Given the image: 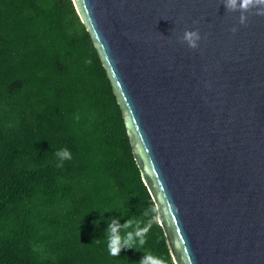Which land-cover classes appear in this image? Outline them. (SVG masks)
<instances>
[{"label":"water","instance_id":"95a60500","mask_svg":"<svg viewBox=\"0 0 264 264\" xmlns=\"http://www.w3.org/2000/svg\"><path fill=\"white\" fill-rule=\"evenodd\" d=\"M72 3L174 264H264V16L241 24L224 0Z\"/></svg>","mask_w":264,"mask_h":264},{"label":"trees","instance_id":"16d2710c","mask_svg":"<svg viewBox=\"0 0 264 264\" xmlns=\"http://www.w3.org/2000/svg\"><path fill=\"white\" fill-rule=\"evenodd\" d=\"M153 207L72 0H0V264H174L157 220L141 250L108 251L112 220Z\"/></svg>","mask_w":264,"mask_h":264},{"label":"clouds","instance_id":"9594fccd","mask_svg":"<svg viewBox=\"0 0 264 264\" xmlns=\"http://www.w3.org/2000/svg\"><path fill=\"white\" fill-rule=\"evenodd\" d=\"M224 6L228 12H239V22L241 24L246 23L247 14L254 13L255 15L264 16V0H224ZM236 29L233 28V32ZM201 39L198 31L186 30L182 37L183 41H186L190 48L195 49L198 47L197 41ZM90 62V61H89ZM56 155L63 160H70L71 153L67 149H62L56 153ZM62 166V165H61ZM153 213L152 220L149 223L141 227L142 221L130 219L123 226L119 225L115 220L109 224V230L107 233L108 239V251L111 256H119L122 249L132 248L138 240V245L135 246L137 250H141V247L145 243V237L148 233L151 223L159 219L158 209L153 207L152 209L145 210L142 215L148 216L149 213ZM95 223H99L98 221ZM123 227L125 230L132 228V231H126L123 236L118 234V229ZM139 264H166V262L158 257L145 253Z\"/></svg>","mask_w":264,"mask_h":264}]
</instances>
